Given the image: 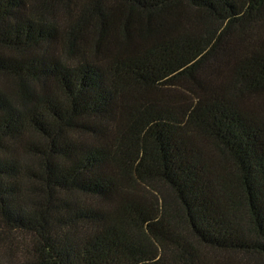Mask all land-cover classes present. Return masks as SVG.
I'll return each instance as SVG.
<instances>
[{
	"label": "trees",
	"instance_id": "obj_1",
	"mask_svg": "<svg viewBox=\"0 0 264 264\" xmlns=\"http://www.w3.org/2000/svg\"><path fill=\"white\" fill-rule=\"evenodd\" d=\"M0 264H264V0H0Z\"/></svg>",
	"mask_w": 264,
	"mask_h": 264
}]
</instances>
